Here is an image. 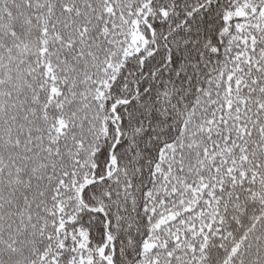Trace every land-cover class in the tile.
<instances>
[{"label": "snow or ice", "instance_id": "1", "mask_svg": "<svg viewBox=\"0 0 264 264\" xmlns=\"http://www.w3.org/2000/svg\"><path fill=\"white\" fill-rule=\"evenodd\" d=\"M0 264H264V0H0Z\"/></svg>", "mask_w": 264, "mask_h": 264}]
</instances>
